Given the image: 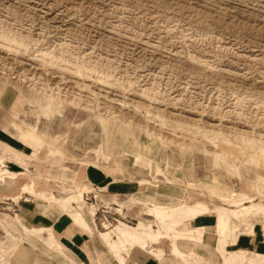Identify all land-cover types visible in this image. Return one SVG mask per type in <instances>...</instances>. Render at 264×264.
I'll return each mask as SVG.
<instances>
[{
  "label": "rangeland",
  "instance_id": "374dc122",
  "mask_svg": "<svg viewBox=\"0 0 264 264\" xmlns=\"http://www.w3.org/2000/svg\"><path fill=\"white\" fill-rule=\"evenodd\" d=\"M0 35L23 41L0 38V152L30 157L13 138L21 130L12 124L38 123L40 134L51 130L66 139L73 170L75 158L93 159L90 151L102 144L150 180L159 166L178 183L203 177L264 200L253 181L264 170L249 163L227 170L215 159L218 149L195 129L264 138V0H0ZM51 94L64 106L50 120L38 103ZM157 113L165 125L152 119ZM137 153L152 159V171L135 165ZM13 182L0 186V218L20 231L7 192ZM83 200L82 212L101 232L119 221L140 222L94 195ZM255 227L244 249L260 253L261 261L264 229L260 222ZM5 236L0 228V239ZM21 247L13 264L44 263L42 245ZM220 259L226 264L221 253Z\"/></svg>",
  "mask_w": 264,
  "mask_h": 264
},
{
  "label": "bare ground",
  "instance_id": "6f19581e",
  "mask_svg": "<svg viewBox=\"0 0 264 264\" xmlns=\"http://www.w3.org/2000/svg\"><path fill=\"white\" fill-rule=\"evenodd\" d=\"M0 38L9 41L11 45H20L23 42L21 39L13 36L0 35ZM44 56H49V53H44ZM38 105L42 114L51 120L56 114L62 112L61 108L64 106V103L51 94L45 96V99L38 103ZM21 116L20 112L16 119L21 118ZM99 119L104 123L103 117L100 116ZM152 119H155L156 122L158 121L157 124L161 126L167 123V120L160 113L153 115ZM22 122L26 128V135L32 136L34 133L40 135L38 123L29 124L24 121ZM18 125L22 128L20 123ZM195 129L207 142L218 149L214 151L215 159L217 163L219 161L226 162L225 168L227 170H237L239 165L242 166L247 163L264 170V138L262 135L255 137L246 136L247 131L245 130H238L234 135H231L223 129L211 130L206 126H197ZM40 137L42 136L40 135ZM187 151H190V149ZM234 151H236V154ZM95 154L97 157L104 154L102 145ZM229 159L232 160L229 161ZM135 162L136 165L141 162V166L150 171L154 168L152 159L144 158L142 153L136 155ZM13 165L18 167V170H13ZM27 168V165L23 161L13 155L6 151L0 152V184L9 178L27 175L25 172ZM156 175L162 179V177L166 176V173L162 168L157 166ZM144 181L148 182L147 180ZM185 181L183 183H175L170 179L167 180V185H182L184 187L185 193L173 204L134 199L135 205L144 207L143 215H147L152 220L146 221L142 215L140 222L136 225L119 221V224L116 226L109 228L105 232H101V239L111 249L119 264H126L127 258L133 251L161 258L165 255L164 246H166V243L171 245L170 251L173 255L187 261L188 264H191L190 261L195 262V264H211L210 261L202 257L195 249L186 251L184 246L188 243L196 244L198 241H202L206 228L192 229L189 224L195 219L212 213V210L217 214L215 233L218 249L225 255L226 263L257 264L260 261V253L244 248L231 249L230 247L237 245L242 236H255L256 223L260 222L264 229V200H257L255 198L256 194L250 191L249 193H241L232 189H220L218 183L205 182L200 179L197 183L187 178ZM253 181L257 187V190H255L263 198L264 176L258 173L253 178ZM141 185L144 184L141 182ZM85 189L88 190V186ZM23 191L35 197L43 205L59 206L72 222L86 230L92 231V226H90L88 220L79 209L85 203L81 189L76 190L67 197H58L54 193L38 190L33 175H31V180L24 186ZM189 191L203 198L205 197L207 201L205 202L200 198L188 197ZM215 198L220 202H214L213 199ZM15 199L18 201L19 197ZM210 203H214V207H210ZM222 203H227L228 206L222 205ZM14 220L17 222L20 231L13 230L10 227V220L8 218H0V228L6 233V236L0 239V264H13V258L23 253L21 246L27 242L33 246L40 244L50 253L64 254L62 244L52 226H29L20 215H16ZM260 263L264 264V259Z\"/></svg>",
  "mask_w": 264,
  "mask_h": 264
},
{
  "label": "crops",
  "instance_id": "0c3cea01",
  "mask_svg": "<svg viewBox=\"0 0 264 264\" xmlns=\"http://www.w3.org/2000/svg\"><path fill=\"white\" fill-rule=\"evenodd\" d=\"M12 125L21 130V133L16 136L18 138H13L31 150L29 153L30 157L23 150V156L21 155L20 157L16 153L6 152L27 165L28 168L25 171L27 175L9 178L3 181L0 186L4 188L5 183L9 180L14 181L8 184L7 192L11 196L10 199L15 202V207H18L19 214L17 215H20L29 226H52L64 249V254H55L48 252L44 247V263L39 264H119V262L111 249L104 244L100 235H98L100 230L93 225L94 223L91 222L89 215L82 212V208L79 209L88 220L90 226H92V231L86 230L72 222L59 206L43 205L32 195L25 193L23 188L31 180V175H33L38 190L54 193L56 196L63 198L81 189L82 192H85L82 195H94L99 200L106 202V204L114 206L122 216L136 214V217H142L144 213V207L141 205H135L134 203V206L129 208L130 199L173 204L185 193L182 185H167V180H172L167 174L162 179L158 178L157 175H152L153 180H150L139 172L135 174L129 171L123 163L122 156L117 155L114 157L113 153H111L112 148L106 149L104 147V154L98 157L95 152L99 148L91 150L90 152L94 156L90 160L75 158L73 163L78 171L73 170L72 167L66 164L67 159H69V149L66 139H62L60 135L52 133L51 130H44V133L40 134L42 137L35 133L32 136L26 135V128L23 126L20 128L16 120ZM11 134L14 133L11 132ZM145 148H148L147 145ZM42 159H44V166L40 163ZM46 163H50L51 167L49 168ZM33 165L36 167V172L31 170ZM13 166L16 168L15 170H18V167ZM176 177L179 176L176 175ZM154 178L156 182H154ZM174 179L172 181L178 183ZM144 180L148 182L146 183ZM190 180L193 179L191 178ZM200 180L205 181L203 177ZM141 182L144 185H141ZM86 186H88V190L85 189ZM219 188L223 190L232 189H226L220 185ZM16 197H19V199L25 198V200L19 202L16 199L14 200ZM188 197L200 198L205 202L207 201L205 197L203 198L192 191L188 192ZM163 199H167V201L162 202ZM222 205L226 206V203H222ZM210 207L214 206L210 205ZM143 219L146 221L152 220L147 215H143ZM212 219H215V221ZM216 223L217 214L213 210L212 213L191 221L189 226L192 229L206 228V233L201 242L198 241L196 244L188 243L184 246V249L186 251L195 249L202 257L210 261L211 264H222V260L220 259L221 252L218 249L215 233ZM96 224L98 225L97 219ZM250 241L251 237L242 236L238 244L230 248H244V246L251 244ZM165 245V255L161 258L133 251L127 258L126 264H188L187 261L171 253V245L169 243ZM32 249L35 251L41 250L40 244ZM223 256L225 259V255ZM37 260L39 261V259ZM190 263L195 264L193 261H190Z\"/></svg>",
  "mask_w": 264,
  "mask_h": 264
}]
</instances>
